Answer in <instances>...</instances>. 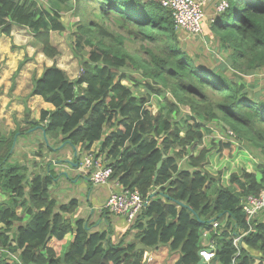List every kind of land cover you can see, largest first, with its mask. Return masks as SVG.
<instances>
[{"label":"trees","instance_id":"trees-1","mask_svg":"<svg viewBox=\"0 0 264 264\" xmlns=\"http://www.w3.org/2000/svg\"><path fill=\"white\" fill-rule=\"evenodd\" d=\"M229 1L225 12L203 21L204 36L218 42L212 54L227 56L218 61L188 51L185 42L201 35L177 28L159 0H0V37L12 36L15 25L26 27L54 61L33 76L30 92L54 108L42 109L30 126L72 153V147L91 151L95 145V157L113 168L110 181L138 190L148 202L114 240L112 231L95 229L78 215V198L61 203L50 195L54 170L32 171L15 159L17 137L31 127L7 135L0 126V193L6 196L0 202V264H145L138 243L152 250L167 246L179 254L175 264H199L206 230L217 241L207 264H264V220L250 229L241 204L264 188V94L254 91L258 81L250 84L226 70L264 71V0ZM66 11L78 19L64 21ZM66 32L83 69L76 79L57 64L63 52L52 36ZM214 120L234 135L207 146L206 128ZM242 151L259 159L254 171L234 161ZM102 210L109 219L111 211ZM127 233L134 234L130 242ZM244 233L237 255L233 239Z\"/></svg>","mask_w":264,"mask_h":264},{"label":"rangeland","instance_id":"rangeland-1","mask_svg":"<svg viewBox=\"0 0 264 264\" xmlns=\"http://www.w3.org/2000/svg\"><path fill=\"white\" fill-rule=\"evenodd\" d=\"M71 4V2H69ZM215 11L214 2L208 5L205 8V14L206 17L209 16V14H213ZM63 20L68 21V23L73 22L74 20L78 19V17H75L71 11H66L63 13ZM212 19V18H211ZM12 37L10 36H2L0 38V45L2 46V42L4 41L3 45L7 46V48H2L3 50H6V54L9 51H14L17 54H35L36 61L33 60L37 65L42 67L45 63L38 60L41 58H44L43 56H40L39 54H43L41 50V46H36V44L33 43V36L29 29L26 27H20L15 26L13 28ZM70 32V31H69ZM69 32L65 34H59V33H53L52 39L53 41L58 45V47L62 50V55L57 60V64L64 68L69 76L72 79H76L80 76V74L83 72L82 66L80 65L78 59L75 57L71 45H70V37ZM188 42H185V47L188 49L190 53L195 54L194 49L200 53V58H216L218 61H224L226 60L227 56H224L223 54H212L215 52L213 51L214 46H218V42L212 41L210 42L207 36H204L202 34L200 37L197 38H190V40H187ZM13 46H15L13 48ZM217 49V48H216ZM210 53V54H209ZM3 54V53H2ZM27 60V59H26ZM214 62V61H213ZM54 63V61H53ZM210 63H212V59H210ZM215 64V63H214ZM38 70V67H37ZM226 70H234L238 75L237 77H240L243 74L245 76V80L249 82L250 84H254V82L258 81V86L255 88L252 87L251 89L257 92H262L264 94V71L262 74H244L242 69H238L236 67H233L230 65V68L227 67ZM239 72V73H238ZM36 75V72L33 74ZM238 78V79H240ZM242 79V78H241ZM240 79V80H241ZM11 81V80H10ZM11 85V84H10ZM25 87V84H23ZM9 86V84H8ZM31 87V84H30ZM10 88V87H9ZM10 94L16 95L14 92L16 91H10ZM26 94L29 93V90H26ZM171 98V94L169 95ZM27 99V104H25V107L29 105V98ZM34 107V110H31L30 108L17 111L13 110L11 112L10 107H8L6 110H0V126L4 133L12 135L15 130H17L20 127V124L16 125V119L18 121H22L25 118L26 121L32 119V115H36V112L40 109L39 103L30 104ZM17 108H22L21 105L17 104L15 105ZM181 110L184 114H188L191 112L190 108L181 106ZM28 110H30L28 113ZM152 110H157V103L154 101ZM10 118L9 122H7V117ZM13 119V120H12ZM25 121V120H24ZM30 121L25 124L22 128L26 131V128L31 127ZM209 125L210 129L206 128V138H205V144L207 146H211L210 143H212V140L218 141L220 139H229L228 129L230 127L226 125L223 121L220 120H214ZM17 126V127H16ZM10 127L14 128L15 130H11ZM35 128L31 127L29 130L30 132L24 133V135H19L17 138L18 144L15 146V159L19 161L21 164H27L31 167L32 171H35L36 169L40 170L42 172L46 168V172L49 170L48 167H50V170H54V172L57 174V178L54 184V187L51 190L50 195L55 198L57 201H60L61 203H67L71 199L78 198L80 200V209L78 211V215L81 214V217H85L90 221L91 224H95V228H97L100 224V221L103 222V225L107 228V231H112V238L117 241L121 238V235L123 236L126 234L127 230L118 231L116 230V221L120 219L119 215L114 214L110 212L108 214L109 219L105 218V215L100 211L101 209L105 208V204L107 202L108 196L112 193V182L109 181L105 185L96 184L94 182L89 181L90 179L88 176L86 177V170L82 169L81 167L75 168L68 164H61L60 167L59 164H56V160L61 158H66L70 156L73 159V153L72 150L69 147H62L60 150H55L56 148H59L62 146V143H59L58 140L52 139L51 137H47L48 141L44 138V135H41L42 130L34 131ZM211 130V132H209ZM24 131V132H25ZM33 133V134H32ZM60 140V139H59ZM44 144V148H39L40 144ZM51 146V148H50ZM244 150V149H243ZM247 150V149H246ZM245 151V150H244ZM239 152L237 156L234 158V161L236 158L242 159L245 161V165L249 169V171L255 170V165L257 161L259 160L255 155H251L247 152ZM248 151V150H247ZM35 152H39L42 154V157H38ZM74 152V151H73ZM89 151H84V153H88ZM72 153V154H71ZM83 151L79 153V156L81 157ZM50 157H49V156ZM50 159V160H49ZM42 160V161H41ZM75 160V158H74ZM82 160V159H81ZM80 160V161H81ZM48 161H51L49 164ZM36 162H41L40 167L35 168L33 165ZM47 163V165H46ZM46 165V167H45ZM64 171L68 172V176L62 174ZM6 199V196L3 194H0V202ZM92 203V207H90V204ZM21 208L18 209L20 211ZM257 218L264 220V214H260L257 216ZM108 220H110V225H108ZM223 222H225V218L222 219ZM99 223V224H98ZM110 226L112 229H110ZM129 228V227H128ZM118 231V232H117ZM122 233V234H121ZM134 234L133 233H127V236L125 238V241H131L133 239ZM208 238H211L210 232ZM204 244L208 243V240L202 239L201 241ZM139 244V243H138ZM163 247V246H162ZM161 248V247H160ZM160 248L152 250L151 254L154 255V261L149 262L150 264H173L174 259L176 256H173V254H163L160 258L157 256L160 253ZM145 251V250H144ZM142 252V251H141ZM140 252V253H141ZM177 254V253H175ZM179 255V254H178ZM144 258V257H143Z\"/></svg>","mask_w":264,"mask_h":264},{"label":"built area","instance_id":"built-area-1","mask_svg":"<svg viewBox=\"0 0 264 264\" xmlns=\"http://www.w3.org/2000/svg\"><path fill=\"white\" fill-rule=\"evenodd\" d=\"M162 6L170 9L173 14V18L177 28L186 31L187 33L198 36L204 33L203 21L206 18L205 8L214 2L215 12L223 13L229 8V0H159ZM228 133L234 135L231 129H228ZM82 169H85L87 173L91 174V180L96 184H107L113 173V168L107 165L102 157L96 158L93 154V150L86 153L82 160L79 162ZM118 183V182H117ZM147 201L142 197L140 192L136 189H124L121 188L118 191L112 192L105 204V208L109 209L112 213L122 216L128 223L135 220L137 215L145 207ZM242 208L247 215V222L250 229L253 227V222L258 215L264 214V188L261 189L259 194H250L245 196L241 200ZM261 220V219H259ZM219 223H213V229L218 228ZM209 230H206L203 234L204 242L208 240L207 244H204V248L201 249L200 256L204 258L206 262H211L216 255L217 241L213 238H208ZM247 233V232H246ZM234 236V244L238 249L237 255L240 254L239 244L242 237L246 234ZM147 262L154 261V255L151 252H147ZM233 264H237L236 260H233Z\"/></svg>","mask_w":264,"mask_h":264},{"label":"crops","instance_id":"crops-1","mask_svg":"<svg viewBox=\"0 0 264 264\" xmlns=\"http://www.w3.org/2000/svg\"><path fill=\"white\" fill-rule=\"evenodd\" d=\"M208 17H212L211 14H209ZM15 26H17V25H15ZM20 27H22V26H20ZM13 31H12V33H13ZM10 37H12V36H10ZM1 42H2L3 48H7V46L3 45L4 41H1ZM2 46L0 45V47H2ZM39 55L44 57V58L38 59V60L42 61L43 63H45L44 65H42V67H40L35 62H33V60L36 61L35 54H30V55L29 54H17L14 51H9L6 54V50H3L2 48H0V110H6L8 107H10L11 112L13 110L21 111V110H24V109L26 111V109H28V108H30L31 110H34V107L31 106L30 104L31 103L32 104H34V103H39L40 104V109L36 112L35 116H34V114L32 115V119H30L28 121H26L27 120L26 118L24 119L25 121L24 120L18 121L16 119V125L20 124V127H23L29 121L30 122H37L40 119V114H41V110L42 109L52 110L54 108L52 103L45 101V99L42 96H40V95H31L30 96V92H31L32 87H33V82H32V79H33V76H34L33 74L36 72L35 76L39 77L42 74V72H43L44 66H50L53 63V60L48 58V57H46L44 54H39ZM24 59H27V60H25L23 66L21 67L20 73L16 77V84H15L14 89L11 90V87H12V84H13V79H12L13 74L19 68L20 63ZM37 67H38V70H37ZM8 84H9V86H8ZM23 84H25V87H24ZM30 84H31V87H30ZM27 89L29 90L28 94H26L27 93L26 92ZM10 91H16V92H14L16 95L10 94L11 93ZM27 97L29 98V105L25 107V104H27V99H25V98H27ZM17 104L21 105L22 108H17L15 106ZM29 111L30 110H28V113H30ZM1 117L2 116H0V118ZM9 120H10V118L7 117V122H9ZM16 127H14V128L10 127V129L11 130H15ZM38 130L39 129L37 127L34 129V131H38ZM42 134H43V132H41V135ZM7 135H9V134H7ZM94 148H95V145H94L92 150H94ZM77 151H78V155H79V153L81 151H83L81 157L79 156L80 160H81L83 158V156L85 155L84 150H83V148H81V146H78L77 147ZM59 166L61 167L62 165L59 164ZM48 168L50 169V167H48ZM85 175H86V177L90 176L89 177L90 179H88V180L92 181L90 173L86 172ZM101 185H105V184H101ZM111 187H112V192H115V191H118V190L121 189V186L117 182H115V183L112 182ZM0 194H2V193H0ZM90 207H92V203L90 204ZM100 211L103 213L102 209ZM79 215H81V214H79ZM128 227H129V225H128V223H127V221H126V219L124 217L121 216L120 219L116 221V230L118 229L119 232L123 231V230H127ZM100 228L101 229L105 228V226L103 225L102 221H100L99 226L97 228H95V229H100ZM66 238H67V241H69L72 238V234L71 233L67 234ZM159 251H160V253L157 256L158 258H160L163 254H166V255L173 254V256H176L175 259H174V263L173 264L176 263V261H177V259L179 257L178 254L170 253V250H169V248L167 246L161 247ZM147 252H149V251H146V250L144 251L143 262L145 264H150L146 260V258H147L146 253ZM150 252H152V248H151Z\"/></svg>","mask_w":264,"mask_h":264},{"label":"water","instance_id":"water-1","mask_svg":"<svg viewBox=\"0 0 264 264\" xmlns=\"http://www.w3.org/2000/svg\"><path fill=\"white\" fill-rule=\"evenodd\" d=\"M43 135H44V138L48 141L47 134H46V131L45 130H43ZM64 146H65V144H62V146H60L59 148H57V150H60ZM72 149L74 151L73 152V159L70 156H68L66 158H61V159L56 160L55 163L56 164H68V165H70L72 167L79 168L80 167L79 162L74 161V157L78 155V151L76 150L75 147H72ZM165 157H166V155H163V159ZM163 159L158 162V169H160L162 167ZM62 174L68 176V172H66V171H64ZM155 178H157V173L155 174ZM147 204H148V202L146 203L145 207L147 206ZM178 209H179V211L182 210V206H180ZM210 216H211V214L209 215V217ZM136 248L137 249H143V250H146V251H151V247L146 246V245H144L142 243H139ZM199 254H200V252H199ZM207 263L208 262H206L204 260V258L201 257V259L199 261V264H207Z\"/></svg>","mask_w":264,"mask_h":264}]
</instances>
